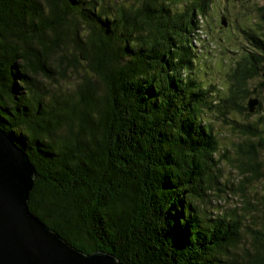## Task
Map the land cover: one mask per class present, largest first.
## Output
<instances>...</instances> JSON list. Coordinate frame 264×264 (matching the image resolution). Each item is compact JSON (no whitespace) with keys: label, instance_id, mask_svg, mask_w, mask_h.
<instances>
[{"label":"trees","instance_id":"trees-1","mask_svg":"<svg viewBox=\"0 0 264 264\" xmlns=\"http://www.w3.org/2000/svg\"><path fill=\"white\" fill-rule=\"evenodd\" d=\"M213 1L0 0V127L36 170L31 212L77 250L123 264H264V220L246 228L207 209L223 191L208 112L248 136L241 177L264 169V116L231 119L250 116L264 89V33L240 29L255 50L227 94L195 78ZM251 99L264 113V97Z\"/></svg>","mask_w":264,"mask_h":264},{"label":"rangeland","instance_id":"rangeland-1","mask_svg":"<svg viewBox=\"0 0 264 264\" xmlns=\"http://www.w3.org/2000/svg\"><path fill=\"white\" fill-rule=\"evenodd\" d=\"M226 23V26L223 24ZM251 26L253 33H264V0H214L211 11L205 20L199 38L195 45L200 54L199 64L195 69V78L200 80L205 88L214 85L219 94H227L229 75L235 64L254 52L250 41L241 32L242 27ZM251 31V32H252ZM262 78H256L249 83L251 91L260 84ZM260 91V89H259ZM218 94V92H216ZM264 89L259 97L262 99ZM250 113V116L234 115L231 119L238 124H255L264 113ZM231 117V116H230ZM208 118V119H207ZM206 120L211 121L214 133L218 139L220 152L219 160L221 173L220 189L212 195V204L207 206L209 212L224 213L235 211L241 216L244 226L259 228L264 218V169L260 180L245 181L239 171L233 166L238 159V149L248 141V136L231 121H225L216 111L208 112ZM264 167V152L261 153ZM245 240L250 239L249 231L244 229Z\"/></svg>","mask_w":264,"mask_h":264},{"label":"water","instance_id":"water-1","mask_svg":"<svg viewBox=\"0 0 264 264\" xmlns=\"http://www.w3.org/2000/svg\"><path fill=\"white\" fill-rule=\"evenodd\" d=\"M257 105L251 99L249 112ZM35 179L27 153L0 127V264H123L106 252L77 250L35 216L29 208Z\"/></svg>","mask_w":264,"mask_h":264}]
</instances>
